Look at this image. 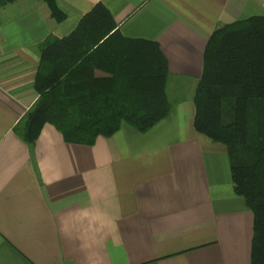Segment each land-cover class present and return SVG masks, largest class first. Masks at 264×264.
I'll list each match as a JSON object with an SVG mask.
<instances>
[{"label":"crops","instance_id":"obj_1","mask_svg":"<svg viewBox=\"0 0 264 264\" xmlns=\"http://www.w3.org/2000/svg\"><path fill=\"white\" fill-rule=\"evenodd\" d=\"M44 0L0 8V264H251L254 214L237 195L227 147L194 126L208 41L264 16V0ZM98 3L123 36L158 42L171 111L143 133L123 123L93 145L46 123L16 126L38 100L40 46ZM99 75H103L98 72Z\"/></svg>","mask_w":264,"mask_h":264},{"label":"trees","instance_id":"obj_2","mask_svg":"<svg viewBox=\"0 0 264 264\" xmlns=\"http://www.w3.org/2000/svg\"><path fill=\"white\" fill-rule=\"evenodd\" d=\"M14 1L0 0V8ZM44 1L64 19L56 0ZM169 76L158 42L123 36L98 3L69 35H50L40 46L39 97L16 132L30 145L46 123L84 145L123 123L145 133L171 111ZM193 100L195 129L228 149L235 192L254 214L251 264H264V16L214 31Z\"/></svg>","mask_w":264,"mask_h":264}]
</instances>
